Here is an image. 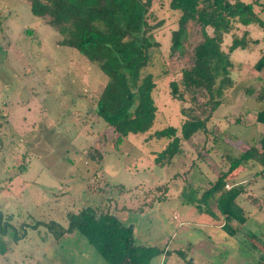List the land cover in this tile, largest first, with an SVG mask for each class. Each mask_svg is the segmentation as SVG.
<instances>
[{
    "label": "rangeland",
    "instance_id": "374dc122",
    "mask_svg": "<svg viewBox=\"0 0 264 264\" xmlns=\"http://www.w3.org/2000/svg\"><path fill=\"white\" fill-rule=\"evenodd\" d=\"M199 1L219 9L225 2ZM238 1L253 3L264 22V0H231ZM192 4L156 1L155 21L161 23L153 34L160 45L150 50L152 62L144 70L154 75L158 111L148 131L116 143L112 128L95 113L108 80L99 65L57 44V29L34 15L26 0H0V221L5 225L2 229L0 224V264H112L78 229L68 230L69 214L104 202L131 228L136 246L153 247L148 251L156 255L149 264H259L264 254V173L239 198L249 218L226 241L216 235L223 230L204 222L210 215L200 213L195 198L196 188L216 179L225 148L238 155L264 135V123L255 122L252 111L258 90L253 96L242 90L264 86L253 67L264 52V27H239L260 42L252 50L231 53L239 88L217 111L208 139L197 134L163 168L155 162L167 142L156 132L170 125L179 128L184 120L181 102L171 97L168 84L189 57L170 56V45L182 9ZM199 39V25L193 23L190 46ZM230 40L226 35L225 49ZM228 137L236 144L225 141ZM259 169L243 174L248 178ZM238 181L233 177L228 184ZM247 195L259 200L245 199Z\"/></svg>",
    "mask_w": 264,
    "mask_h": 264
},
{
    "label": "trees",
    "instance_id": "16d2710c",
    "mask_svg": "<svg viewBox=\"0 0 264 264\" xmlns=\"http://www.w3.org/2000/svg\"><path fill=\"white\" fill-rule=\"evenodd\" d=\"M156 1L26 0L34 15L57 29L60 35L57 44L76 49L89 62L97 63L108 77L96 99L95 113L112 128L116 143L130 134L148 131L158 111L152 95L156 87L154 75L144 70L152 62L150 50L160 45L153 34L161 23L155 21ZM193 23L199 25L200 39L191 47ZM251 24L264 27L253 3L225 0L219 9L215 3L205 5L193 0L191 6L182 9L178 28L171 32L170 56L179 54L189 60L168 86L171 97L181 102L184 120L179 128L170 125L156 132L157 137L167 141L155 157L160 168L182 153L185 143H193L197 134H203L205 139L210 136L209 127L217 111L228 95L239 88L231 53L237 48L252 50L260 42L247 29L239 32L240 26ZM226 35H231L227 49ZM253 67L264 79V52ZM244 87L242 90L250 96L258 90L254 96L259 104L256 122L264 123V86ZM205 151L210 156L212 147ZM217 165L216 179L207 180L208 187L196 188L195 204L200 213L219 218L223 230L235 236L249 218L239 198L245 195L253 179L264 173V135L238 155L230 149L224 151ZM243 167L260 169L246 183L227 188L233 173ZM245 199L254 201L257 197L247 195ZM108 207L104 202L69 214L68 230L78 229L112 264H149L156 255L148 251L153 247L136 246L131 228L124 226ZM0 224L5 229L4 223ZM260 258L259 264H264V254Z\"/></svg>",
    "mask_w": 264,
    "mask_h": 264
},
{
    "label": "crops",
    "instance_id": "0c3cea01",
    "mask_svg": "<svg viewBox=\"0 0 264 264\" xmlns=\"http://www.w3.org/2000/svg\"><path fill=\"white\" fill-rule=\"evenodd\" d=\"M243 29H245L244 27H243ZM258 107H259V104L258 103H256V106H255V108H254V110H252L253 112H254V121L256 122V116H257V109H258ZM229 138V137H228ZM226 139L225 141H227L230 145H233V144H236L234 141H233V139ZM258 139H260V138H258ZM258 139H256V140H253L250 144H246V146L243 148V149H241L240 151H239V153H241V152H243V151H245L251 144H253V143H255V142H257L258 141ZM231 148V147H230ZM230 148H228V149H230ZM227 148H225L224 149V151H226V150H228ZM232 151V150H231ZM233 152V151H232ZM234 154V153H233ZM235 155V154H234ZM249 168H252L253 169V167H243L242 169H238V170H236L234 173H233V176L230 178V180L233 178V177H236V178H239V181H238V183H246L249 179H252L253 178V175L255 174V173H252L248 178H247V175H248V173L244 176V172H246ZM255 168V167H254ZM255 181H257V177L256 178H254L253 179V182L252 183H250V185L252 184H254L255 183ZM205 221L204 222H206V224H208V225H211L210 227H211V229L212 230H215V231H218V230H223V228H222V221H220V220H218V222L216 221V219H214V218H211L210 216L209 217H205V219H204ZM213 225V226H212ZM216 235L218 236V238L220 239V241H222V240H224V241H226V239L227 238H231L232 237V235L230 234V233H228V232H226L225 230H223V232H216ZM222 239V240H221ZM228 249H229V247H228ZM230 250V249H229Z\"/></svg>",
    "mask_w": 264,
    "mask_h": 264
},
{
    "label": "built area",
    "instance_id": "2783aa9c",
    "mask_svg": "<svg viewBox=\"0 0 264 264\" xmlns=\"http://www.w3.org/2000/svg\"><path fill=\"white\" fill-rule=\"evenodd\" d=\"M226 187H227V188H229V187H230V185H229V184H227V185H226Z\"/></svg>",
    "mask_w": 264,
    "mask_h": 264
}]
</instances>
